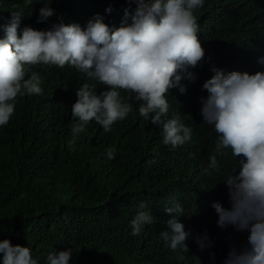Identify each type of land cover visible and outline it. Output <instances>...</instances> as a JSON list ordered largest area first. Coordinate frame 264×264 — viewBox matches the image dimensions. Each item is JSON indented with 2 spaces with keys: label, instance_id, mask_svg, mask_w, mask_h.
Listing matches in <instances>:
<instances>
[{
  "label": "trees",
  "instance_id": "trees-1",
  "mask_svg": "<svg viewBox=\"0 0 264 264\" xmlns=\"http://www.w3.org/2000/svg\"><path fill=\"white\" fill-rule=\"evenodd\" d=\"M48 2L53 15L38 22V10ZM14 6L24 12L20 28L36 30L60 21L83 27L96 13L118 27L129 7L127 0H0V26L17 10ZM194 16L205 55L190 69L195 81H181L186 93L173 88L166 94L169 111L162 116L164 121L178 117L191 129L190 139L175 148L163 143L162 128L140 116L141 102L123 89H118L121 98L132 105L124 120L109 132L90 121L73 138L76 89L87 83L98 95L106 86L68 64L30 66L28 75L39 74L42 92L18 94L13 115L0 127V240L30 247L38 264H45L50 250L69 248L70 264H213L210 253L214 264H221L231 244L246 241L245 232L216 225L210 205L228 206L222 182L235 158L224 149L227 155L217 156L220 171L204 172L216 155L218 134L203 122L200 107L212 67L253 74L264 66L258 63L264 57V0H204ZM108 148H115L111 160ZM174 202L183 209L178 221L190 233L183 242L187 251L171 249L160 237L171 218L164 209ZM139 211H150L154 222L133 236L130 221ZM205 230L213 246L201 251L194 237Z\"/></svg>",
  "mask_w": 264,
  "mask_h": 264
},
{
  "label": "clouds",
  "instance_id": "clouds-1",
  "mask_svg": "<svg viewBox=\"0 0 264 264\" xmlns=\"http://www.w3.org/2000/svg\"><path fill=\"white\" fill-rule=\"evenodd\" d=\"M127 2L129 7L124 8L118 27H110L96 13L83 27L60 21L46 30L27 25L20 28L24 12L14 6L17 10L10 12L9 21L0 26L4 33L0 37V127L13 115L18 94L42 92L39 74L28 75L30 66L68 64L89 80L106 86L98 95L87 83L76 89V100L71 105L72 117L76 118L71 127L73 138L85 132L90 121L109 132L114 122L124 120L132 105L121 98L118 89H123L130 94L129 99L141 102L139 115L162 128L165 145L175 148L189 140L191 129L178 117L164 121L162 116L169 111L166 94L173 88L185 94L187 87L181 81L194 82L196 76L190 69L204 58L194 16L204 0ZM48 5L44 3L38 10V22L53 15ZM110 11V6L105 8V12ZM258 63L264 64V57ZM258 69L249 74L212 67L214 74L202 84L208 95L201 97L200 115L218 134L216 155L209 158L204 172L211 175L220 171L217 156L227 155L224 149H230L235 158L222 182L227 187L228 206L220 201L210 206L218 228L231 227L247 234L244 243L229 246L221 264H264V66ZM114 156L115 148H108L107 159ZM139 207L146 206L141 203ZM164 211L171 218L160 237L171 249L182 246L187 251L183 242L190 233L177 219L183 213L181 205L174 202ZM153 222L150 211H139L130 221L131 235H139L144 225ZM194 239L201 251L213 246L206 230ZM72 254V248L52 249L45 264H70ZM210 256L214 264V253ZM0 264H38V258H33L30 247L3 239Z\"/></svg>",
  "mask_w": 264,
  "mask_h": 264
}]
</instances>
